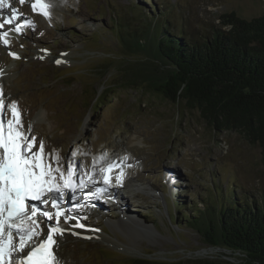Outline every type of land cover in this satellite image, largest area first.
Listing matches in <instances>:
<instances>
[{
    "label": "rangeland",
    "instance_id": "obj_1",
    "mask_svg": "<svg viewBox=\"0 0 264 264\" xmlns=\"http://www.w3.org/2000/svg\"><path fill=\"white\" fill-rule=\"evenodd\" d=\"M10 2L9 13L14 7L20 23L34 24L22 34L10 32L8 45L0 40L5 102L18 104L37 148L43 140L52 165L59 155L65 172L71 163L77 181L91 173L100 182L103 168L119 165L109 173L111 191L118 195L112 191V199H96L100 210L88 212V205L73 203L67 210L60 202L73 217L67 224L61 219L70 231L56 237L60 264H131L135 258L237 262V253L209 246L182 217L216 203L222 193L229 198L237 191L264 192L261 148L237 131L212 129L197 111L164 100L141 83L131 84L130 75L146 72L152 58L129 48L120 33L154 28L152 15L162 9L173 16L172 24L205 33L230 11L245 19L262 15L264 0H58L50 18L33 10L35 0ZM121 169L123 184L117 182ZM49 206L42 209L54 213ZM131 219L146 227L132 228ZM77 223L85 227H74ZM41 227L46 235L47 226Z\"/></svg>",
    "mask_w": 264,
    "mask_h": 264
},
{
    "label": "trees",
    "instance_id": "obj_2",
    "mask_svg": "<svg viewBox=\"0 0 264 264\" xmlns=\"http://www.w3.org/2000/svg\"><path fill=\"white\" fill-rule=\"evenodd\" d=\"M138 5L151 14L146 4ZM152 16L154 28L124 33L135 16L120 28L129 48L148 51L152 58L146 62V72L130 75L129 82L141 83L164 100L197 111L214 130L241 133L261 148L264 164V12L245 19L230 11L221 16L219 26L205 33L172 24L173 16L164 9ZM182 220L209 246L237 253V262L221 264H264V192L243 196L237 191L229 198L222 193L216 203ZM131 264L184 263L135 258Z\"/></svg>",
    "mask_w": 264,
    "mask_h": 264
},
{
    "label": "snow or ice",
    "instance_id": "obj_3",
    "mask_svg": "<svg viewBox=\"0 0 264 264\" xmlns=\"http://www.w3.org/2000/svg\"><path fill=\"white\" fill-rule=\"evenodd\" d=\"M25 0H20L24 3ZM9 7V0H0V9ZM51 0H35L32 4L34 11H38L50 18ZM20 20L15 8L11 14L0 21V29L5 24L11 26L10 31H0V40L8 45L7 37L10 32L22 34L25 27H32L34 22L24 19L22 23H14ZM42 51H47L42 50ZM11 55L18 58L17 53ZM66 55V54H62ZM56 63H61L59 59ZM11 111V118L7 117ZM32 128L24 129V122L18 107L13 101L6 103L3 90L0 89V264H60L54 248L59 247L56 237H62L70 229L61 225L73 217L58 203V199L64 197L67 192L75 193L77 188H88L95 185L91 173L87 174V180L80 178L77 183L73 177L75 169L71 163L65 172L59 166V155L54 159L57 166L51 163L52 154L45 152V143L32 135ZM123 159H127L124 157ZM119 167L116 163H109L102 169L105 185L109 184L113 168ZM124 172L121 169L117 176V182L122 183ZM106 189H97L96 192H88V197L97 195ZM51 206L56 209L53 213L43 210L35 203ZM77 207L81 205L77 204ZM47 226L45 235L41 225ZM74 227L84 228L85 225L77 223ZM78 235V233H73ZM44 237L41 239V237ZM90 239L91 237H86Z\"/></svg>",
    "mask_w": 264,
    "mask_h": 264
},
{
    "label": "bare ground",
    "instance_id": "obj_4",
    "mask_svg": "<svg viewBox=\"0 0 264 264\" xmlns=\"http://www.w3.org/2000/svg\"><path fill=\"white\" fill-rule=\"evenodd\" d=\"M58 2V0H51V3H52V5L54 6V4L55 3H57ZM11 5H14V4H12L11 3ZM4 11V8L3 9H0V12L2 13ZM20 20H21V18H20ZM20 20H19V22H20ZM22 21V20H21ZM1 82H2V80L0 79V86H1ZM32 108V107H31ZM22 110V109H21ZM30 111V110H29ZM32 111V110H31ZM106 164V163H105ZM78 171V170H77ZM77 171L75 172V173H77ZM78 175H76L75 174V176H74V178L73 179H75V177H77ZM93 176V179L94 180H97L96 178H94V174L92 175ZM112 185H114V184H112ZM111 185H109V184H107V185H105V183H104V180H101L100 182H96L95 181V185L93 186V185H89V187L91 188V189H94V190H96L97 191V189H109L108 191L110 192V194L112 195V191H111V189H112V187L113 186H111ZM78 189V188H77ZM76 189V190H77ZM115 190V189H114ZM102 192H104V191H102ZM102 192H100V193H102ZM68 193H71V192H68ZM113 193H115V194H117L118 195V193L117 192H114L113 191ZM72 194H74V193H71L70 195L72 196ZM73 197V199L76 197L75 195L74 196H72ZM95 198H93V199H91L92 201H93V206L94 207H96V206H98V203L97 202H95V200L96 199H100L101 198V194L99 195V194H97V195H95L94 196ZM114 197V196H113ZM111 199H112V197H111ZM60 205H61V203L60 202H58ZM95 203V204H94ZM62 207V206H61ZM66 208H67V206H65ZM124 214V213H123ZM125 215V214H124ZM127 216V215H126ZM126 216L124 217V218H126ZM128 219V217L126 218V220ZM131 221L133 222V224H135V225H133V227L132 228H138L139 227V225L141 224L140 223V221L138 220V219H131ZM123 223H125V225H126V222H122V224ZM141 226H143V227H146L145 225H143V224H141ZM44 238V237H43ZM42 238V239H43ZM57 257V256H56ZM57 259L59 260V261H61L60 260V258H58L57 257ZM61 263V262H60Z\"/></svg>",
    "mask_w": 264,
    "mask_h": 264
}]
</instances>
